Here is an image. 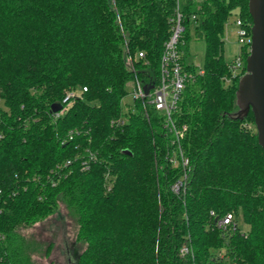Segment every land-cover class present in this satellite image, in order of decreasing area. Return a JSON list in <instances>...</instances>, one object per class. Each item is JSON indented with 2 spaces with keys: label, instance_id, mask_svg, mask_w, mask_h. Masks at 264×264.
Segmentation results:
<instances>
[{
  "label": "trees",
  "instance_id": "16d2710c",
  "mask_svg": "<svg viewBox=\"0 0 264 264\" xmlns=\"http://www.w3.org/2000/svg\"><path fill=\"white\" fill-rule=\"evenodd\" d=\"M176 3L0 0V264H39L50 244L22 229L61 202L85 244L76 264H264V148L253 111L231 115L250 51L240 46L236 76L224 53L234 13L252 30L249 0L184 4L194 75L176 112L187 125L179 142L152 104L123 108L130 83L157 82ZM192 24L206 40L202 73L187 57ZM71 90L57 116L52 104ZM211 210L233 213L236 227H218Z\"/></svg>",
  "mask_w": 264,
  "mask_h": 264
},
{
  "label": "built area",
  "instance_id": "2783aa9c",
  "mask_svg": "<svg viewBox=\"0 0 264 264\" xmlns=\"http://www.w3.org/2000/svg\"><path fill=\"white\" fill-rule=\"evenodd\" d=\"M185 4V3H184ZM184 4L177 0L175 10L170 17L172 23V32L170 37L165 42L163 53L161 56L160 63V73L157 79V82H154V87L150 90L149 94L145 93L144 85L147 83L137 79L133 81L132 93L136 100H140L145 106L147 103L152 104L156 109L160 110L164 115L163 125L167 132L175 136L177 142L180 141L181 137L185 134L187 125L183 124L182 126L176 119V112L178 110L179 103L182 98V93L186 87L187 81L194 75V72L187 69L183 60V49L181 44L184 43L183 34L185 32L186 26L184 23L185 20V9ZM192 18H196L198 22V16L196 13L192 14ZM236 25V34L238 36V41L241 46H245L249 51L252 43V30L249 29V24L244 20L242 16L236 14L234 20ZM141 56L144 55V52L139 53ZM244 54L239 50L236 57L232 59L231 68L233 69V75L236 76L240 73L244 67ZM198 65V72L202 73L203 68ZM84 89H87V86H84ZM130 92V91H129ZM76 90H71L63 98V107L55 111L56 115H60L65 109L68 108L71 103V99L77 95ZM132 111L136 110V105L128 109ZM125 116L117 119V122H124ZM1 134V133H0ZM180 147V156L181 161L184 165L189 162V158L183 154L182 148ZM92 156V155H91ZM171 159L175 162H179V158L174 154ZM70 163L71 160L69 159ZM83 168H89V159L83 160ZM182 182H179L175 185L178 189ZM212 214H216L214 210H211ZM217 226L223 229L228 228L231 224L233 227H236L234 222L233 213L229 212L225 215L216 214ZM181 251L186 253L191 251V248L188 245H184L181 248Z\"/></svg>",
  "mask_w": 264,
  "mask_h": 264
},
{
  "label": "rangeland",
  "instance_id": "374dc122",
  "mask_svg": "<svg viewBox=\"0 0 264 264\" xmlns=\"http://www.w3.org/2000/svg\"><path fill=\"white\" fill-rule=\"evenodd\" d=\"M187 0H180L184 4ZM200 1V0H198ZM234 13L226 23L224 53L225 58L232 60L240 50V42L236 34ZM183 34V40H184ZM185 44V40H184ZM187 57L196 64H203L206 52V40L201 29L191 25L190 36L185 45ZM247 58V56H246ZM133 82L129 84L130 92L122 99L123 108L128 109V105L135 106V97L132 93ZM62 103V101L60 102ZM238 225L244 231L249 225L244 220L243 215H238ZM78 222L72 210L61 202L59 208L44 220L37 222L34 226L23 228L26 234L44 243V247L50 244L48 254L44 251L34 254V258L39 264H76L77 258L84 248V243L76 239ZM44 248V249H45Z\"/></svg>",
  "mask_w": 264,
  "mask_h": 264
},
{
  "label": "water",
  "instance_id": "95a60500",
  "mask_svg": "<svg viewBox=\"0 0 264 264\" xmlns=\"http://www.w3.org/2000/svg\"><path fill=\"white\" fill-rule=\"evenodd\" d=\"M249 11L253 19L252 43L247 55V71L239 80L236 91L238 108L231 115L244 118L252 110L258 130L260 144L264 148V0H249ZM154 87L149 81L144 85L146 94ZM63 103L52 104L53 111H58Z\"/></svg>",
  "mask_w": 264,
  "mask_h": 264
}]
</instances>
